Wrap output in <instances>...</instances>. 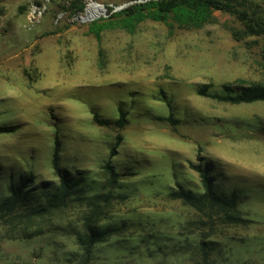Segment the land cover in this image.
<instances>
[{"label":"rangeland","instance_id":"1","mask_svg":"<svg viewBox=\"0 0 264 264\" xmlns=\"http://www.w3.org/2000/svg\"><path fill=\"white\" fill-rule=\"evenodd\" d=\"M134 1L0 0V197L11 175L30 176L29 189L57 184L55 153L77 196L102 195L111 189L109 163L118 182L95 226L119 232L95 244L86 264H203L204 238L208 264H264V102L213 97L227 95V84L264 85V36L237 41L242 24L219 11L201 28L147 20L100 40L79 20L91 3L116 11ZM252 1L264 16V0ZM206 85L210 96L199 95ZM122 113V129L94 120ZM170 116L178 123L162 120ZM192 165L237 195L247 223L210 220L170 197L202 192ZM87 203L0 220V264H85L78 237Z\"/></svg>","mask_w":264,"mask_h":264},{"label":"trees","instance_id":"2","mask_svg":"<svg viewBox=\"0 0 264 264\" xmlns=\"http://www.w3.org/2000/svg\"><path fill=\"white\" fill-rule=\"evenodd\" d=\"M107 9L111 14L110 21L105 22L106 19L101 18L89 24L90 33L94 34L98 40L101 39L102 32L108 29L120 28L133 33L139 24L147 20L167 22L173 18L181 28H201L214 21V12L217 11L234 16L242 24V30L233 32V37L237 41H243L249 37L264 36V16L259 5L252 0H135L134 3L121 10L114 11L115 9L110 7ZM83 10L84 5L81 3L74 6V13L83 12ZM208 89V85L201 87L198 94L210 96ZM223 90L227 95L213 97L232 104L264 102V85L262 84L238 82L224 85ZM94 120L100 126H117L121 129L128 123L124 113L116 121L103 120L98 116H95ZM162 120L170 121L172 124L178 123L172 116L162 118ZM54 169L59 181L52 187L44 184L38 189H29L30 176L22 174L17 177L8 176L7 194L0 197V220L6 221V223L30 221L48 216L54 211L67 209L73 202H88L92 211L84 218L86 234L78 237L79 244L87 258L83 261L86 264L91 259L95 244L104 242L109 236L119 232L118 228L99 230L95 226L110 206V197L113 198L111 190L118 182L119 175L111 164L105 165L104 170L109 175L108 187L111 188L110 191L102 195L87 197L77 196L79 194L78 183L59 167L57 153L54 158ZM192 169L200 177L202 192L196 194L190 190H173L170 193L172 199L182 200L208 219L218 218L225 225L248 222L240 210L239 200L235 193L229 195L219 190L208 169L202 165H192ZM3 173L4 171L0 170V176ZM5 218L7 220H4ZM214 230L212 229V231ZM210 235V233L206 234V238H209ZM199 246L202 253L201 261L203 264H208L209 245L205 238ZM196 263L200 264L201 262L197 261Z\"/></svg>","mask_w":264,"mask_h":264},{"label":"water","instance_id":"3","mask_svg":"<svg viewBox=\"0 0 264 264\" xmlns=\"http://www.w3.org/2000/svg\"><path fill=\"white\" fill-rule=\"evenodd\" d=\"M126 6L123 7H119L116 10H121ZM106 7L103 5H98L96 3H91L89 4L86 9V15L84 17H80L79 20L81 22H93L99 18H101L102 16H106Z\"/></svg>","mask_w":264,"mask_h":264}]
</instances>
